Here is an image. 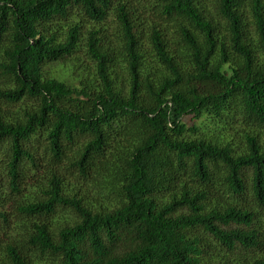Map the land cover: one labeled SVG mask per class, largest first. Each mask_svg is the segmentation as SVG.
Segmentation results:
<instances>
[{
  "label": "trees",
  "instance_id": "1",
  "mask_svg": "<svg viewBox=\"0 0 264 264\" xmlns=\"http://www.w3.org/2000/svg\"><path fill=\"white\" fill-rule=\"evenodd\" d=\"M0 264H264V0H0Z\"/></svg>",
  "mask_w": 264,
  "mask_h": 264
},
{
  "label": "rangeland",
  "instance_id": "2",
  "mask_svg": "<svg viewBox=\"0 0 264 264\" xmlns=\"http://www.w3.org/2000/svg\"><path fill=\"white\" fill-rule=\"evenodd\" d=\"M187 122H189V123H190V122H191V120H188Z\"/></svg>",
  "mask_w": 264,
  "mask_h": 264
}]
</instances>
